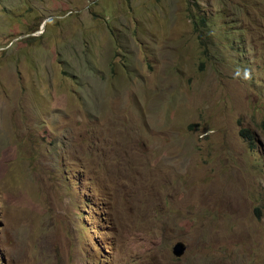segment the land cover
I'll return each instance as SVG.
<instances>
[{
  "label": "rangeland",
  "instance_id": "obj_1",
  "mask_svg": "<svg viewBox=\"0 0 264 264\" xmlns=\"http://www.w3.org/2000/svg\"><path fill=\"white\" fill-rule=\"evenodd\" d=\"M0 264H264V0H0Z\"/></svg>",
  "mask_w": 264,
  "mask_h": 264
},
{
  "label": "trees",
  "instance_id": "obj_2",
  "mask_svg": "<svg viewBox=\"0 0 264 264\" xmlns=\"http://www.w3.org/2000/svg\"><path fill=\"white\" fill-rule=\"evenodd\" d=\"M191 17L193 19V24H194L195 29L202 32L204 30L202 28L206 27V18L203 16H199V18L196 19V17L194 15H191ZM240 134L247 139V141L249 142V145L251 147H253V148L255 147V145H256L255 137L252 135V133L250 132L249 129L242 128L240 130ZM256 211L260 215L258 207L256 208Z\"/></svg>",
  "mask_w": 264,
  "mask_h": 264
},
{
  "label": "water",
  "instance_id": "obj_3",
  "mask_svg": "<svg viewBox=\"0 0 264 264\" xmlns=\"http://www.w3.org/2000/svg\"><path fill=\"white\" fill-rule=\"evenodd\" d=\"M186 250V244L179 240L177 241L174 245H173V253L176 255V256H181L183 255V253L185 252Z\"/></svg>",
  "mask_w": 264,
  "mask_h": 264
}]
</instances>
